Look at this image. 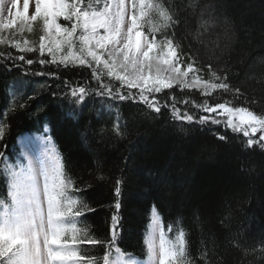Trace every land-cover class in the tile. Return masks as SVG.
Instances as JSON below:
<instances>
[{"label":"trees","instance_id":"1","mask_svg":"<svg viewBox=\"0 0 264 264\" xmlns=\"http://www.w3.org/2000/svg\"><path fill=\"white\" fill-rule=\"evenodd\" d=\"M170 2L180 9L188 0ZM196 3L195 14L190 9L181 12L176 38L183 50L198 56L204 78L209 75L208 64L226 72L230 82L250 101L256 99L255 104L248 106L258 113L264 111V0ZM208 4L215 5L221 23L197 39L200 8ZM225 19L228 24L223 23ZM39 33L38 28L18 39L38 43ZM217 39L219 46L214 43ZM6 50L19 54L14 49ZM26 56L36 58L33 53ZM16 63L21 66L9 71L8 64L0 61V112L7 109L14 91L17 99H26L33 91L37 99L8 117L10 128L0 141V151H5L9 162L15 163L20 137L38 135L37 130L47 123L66 171L85 188L79 194L81 199L94 209L79 218L78 226L86 227L93 237L106 240L110 238L112 216L118 215V246L144 261V239L155 205L165 229L169 223L180 221L193 258L206 244L211 250L210 264H264V254H251L264 240V149L247 148L241 134L223 125L176 120L168 107L162 106L161 112L155 113L139 102H114L95 95L74 105L70 97L62 95L67 92L64 81L70 86L87 82L94 89L90 70ZM34 71L56 73L58 78L35 76ZM165 91L178 100L204 99L196 90ZM160 99L163 104L168 97L160 94ZM242 100L243 97L236 103ZM177 106L182 111L187 108L202 114L191 104ZM73 111L74 115H68ZM117 120L122 136L113 130ZM217 134L228 139L221 141ZM20 162L23 163L21 157ZM117 179L124 181L119 197L115 194ZM0 194L6 195L2 179ZM81 249L95 257L104 253L98 245L85 244ZM245 251L250 254L245 255Z\"/></svg>","mask_w":264,"mask_h":264},{"label":"snow or ice","instance_id":"2","mask_svg":"<svg viewBox=\"0 0 264 264\" xmlns=\"http://www.w3.org/2000/svg\"><path fill=\"white\" fill-rule=\"evenodd\" d=\"M32 4L34 10L29 14ZM19 5L20 0H10L5 16V0H0V46H4L0 48V61L8 64L9 71L21 66L17 61L28 66L35 63L88 69L91 81H95L94 89L87 82L70 86L64 81L67 92L62 95L70 97L74 105L95 95L114 102H139L155 113H160L162 106L168 107L176 120L223 125L241 134L247 148L264 149V111L258 113L248 106L255 104L256 99L250 101L230 82L226 72L217 71L211 64L207 65L208 78H204L198 56L185 52L176 38L181 12L190 9L195 14L196 0H188L180 9L170 0H23L22 10ZM220 23L215 5L200 8L196 38ZM223 23L228 24V20ZM36 26L41 33L38 43L17 39L24 32L32 33ZM214 43L219 46L218 39ZM29 53L36 54V58H28ZM32 74L58 78L52 72ZM173 89L196 90L204 99L178 100L165 91ZM160 94L168 97L163 104ZM242 97V103H236ZM36 99L34 91L26 99H17L16 92L12 93L7 109L0 112V141L10 128L8 117ZM178 103L191 104L202 114L187 108L182 111ZM74 114L73 111L68 115ZM113 130L116 135H123L119 120ZM37 132L38 135L20 137L22 151L15 163H10L6 152L0 151V179L6 187V195L0 194V264H210L211 250L207 245L193 258L180 221L169 223L165 229L155 205L145 234L147 259L143 262L118 246V215L112 216L110 238L106 240L97 239L86 227L78 226L79 218L94 210L79 195L85 188L66 171L48 124L44 123ZM217 138L228 139L219 134ZM32 143L39 145L35 155L23 151ZM20 157L26 163H21ZM123 182H115L117 197ZM115 208L120 209L119 199ZM85 244L103 248L102 257L82 251L81 245ZM257 251L264 254V240L251 254ZM249 254L245 251V255Z\"/></svg>","mask_w":264,"mask_h":264},{"label":"rangeland","instance_id":"3","mask_svg":"<svg viewBox=\"0 0 264 264\" xmlns=\"http://www.w3.org/2000/svg\"><path fill=\"white\" fill-rule=\"evenodd\" d=\"M10 6V0H5V13L4 15L6 16L7 15V7ZM20 8L21 10L23 9V0H20ZM34 10V4L30 5V11H29V14H31V11ZM14 11V10H13ZM39 28V26H37ZM38 28H35L36 30H38ZM26 33V32H24ZM7 34V33H5ZM41 34V33H39ZM21 36V35H20ZM20 36H17V39L20 37ZM22 151L21 149V144H20V152ZM23 151H26V152H29V154H32V155H35L38 151H39V145L38 143H32V144H29L27 147H25L23 149ZM24 163H26V160H24V158L22 157ZM151 218V217H150ZM150 224V223H149ZM145 255H146V249H145ZM146 259H147V256H146ZM146 261V260H145Z\"/></svg>","mask_w":264,"mask_h":264}]
</instances>
